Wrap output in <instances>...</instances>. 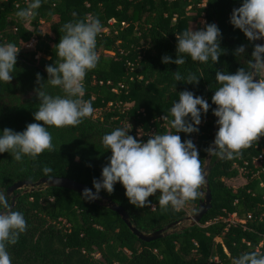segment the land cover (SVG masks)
<instances>
[{
	"label": "trees",
	"instance_id": "1",
	"mask_svg": "<svg viewBox=\"0 0 264 264\" xmlns=\"http://www.w3.org/2000/svg\"><path fill=\"white\" fill-rule=\"evenodd\" d=\"M29 2L0 0V45L20 47L12 81L0 82V135L4 128L22 132L30 123H42L33 117L39 107L34 93L37 73L45 81L42 90L64 95L47 83L45 67L59 62L55 45L65 35L63 25L88 17H96L102 24L96 47L99 62L83 82V99L91 102L93 113L76 127L46 126L56 150L45 151L35 160L24 156L18 162L10 153H0V192L18 181L34 183L47 177L66 178L95 192L92 181L100 179L111 156L103 136L116 128H125L142 141L150 133H174L160 118L167 115L171 119L170 108L184 90L203 96L211 105L201 116L198 133H178L182 142L193 141L204 165L205 149L218 131V125H213L216 106L211 100L220 86L215 74H234L240 67L247 68L251 59L252 44L230 23L232 10L242 0H41L38 15L25 22L16 13ZM198 19L203 20V27L214 23L221 31L220 46L225 53L219 61L194 62L185 56L183 65L161 63L165 55L176 58V35ZM43 25H49L46 34L40 30ZM241 45H246L245 55L235 56L234 50ZM175 71L185 77L195 74L199 83L176 82ZM258 78L264 79V74ZM258 155L261 159L254 166L251 160ZM262 165L264 137L234 159L210 155L206 174L210 209L197 225L148 243L136 239L116 213L82 199L81 194L42 186L16 191L12 209L23 214L27 230L15 245L8 246L12 264H232L244 253H264ZM44 167L52 171L45 175ZM239 179L242 183L234 186ZM99 196L121 207L130 224L145 234L186 216L183 209L163 211L159 192L148 198L152 207L136 208L119 182L112 194L102 189ZM199 198L185 206L195 209ZM7 199L10 204L11 197ZM232 213L238 219L250 216L244 229L222 222Z\"/></svg>",
	"mask_w": 264,
	"mask_h": 264
},
{
	"label": "clouds",
	"instance_id": "2",
	"mask_svg": "<svg viewBox=\"0 0 264 264\" xmlns=\"http://www.w3.org/2000/svg\"><path fill=\"white\" fill-rule=\"evenodd\" d=\"M40 6L41 0H31L16 16L30 22L38 15ZM230 23L252 44L251 59L247 68L240 67L234 74L216 72L215 80L220 86L211 100L216 106L212 114L217 117L218 131L205 149L208 155L228 160L239 157L243 150L264 137V79L258 78L264 71V44L253 43L264 39V0H242L241 5L232 10ZM63 31L65 35L55 45L59 62L46 65L45 71L47 83L60 88L64 95L54 96L42 90L45 81L37 73L38 87L34 93L39 107L33 117L42 123H30L22 132L4 128L0 135V153H10L18 162L24 156L35 160L45 151L56 150L46 126L76 127L93 113L91 102L83 99V82L86 73L99 62L96 47L102 24L98 18L88 17L65 23ZM176 39V58L165 55L161 63L183 65L185 56L194 62L207 63L211 59L216 63L225 53L220 46L221 31L214 23L195 31L190 28L176 35ZM245 49L246 45H241L233 54L245 55ZM19 50L14 43L0 45V82L12 81ZM174 80L197 85L200 77L192 73L185 77L175 71ZM210 107L203 96L184 90L170 108L171 119L167 115L161 117L174 133L152 134L146 141L129 135L125 128H116L104 135L103 145L111 151L109 162L102 167L100 179L92 181L95 192L85 188L82 199L98 200L102 189L112 194L117 182L124 188L128 202L136 208L152 207L148 198L157 192L160 193L159 206L165 212L169 208L180 211L188 202L199 198L204 183L199 151L191 139L182 142L178 133H198L201 116L207 114ZM51 171L49 167L43 168L45 175ZM26 230L23 214L14 211L6 194L0 192V264H12L8 246L15 245ZM232 264H264V253H244L234 258Z\"/></svg>",
	"mask_w": 264,
	"mask_h": 264
},
{
	"label": "water",
	"instance_id": "3",
	"mask_svg": "<svg viewBox=\"0 0 264 264\" xmlns=\"http://www.w3.org/2000/svg\"><path fill=\"white\" fill-rule=\"evenodd\" d=\"M263 41L264 39L257 40L255 41V44H263ZM216 120H217V117L215 118L213 122L214 126L217 125ZM209 160H210V155L207 154L204 165H203L204 183L200 189L201 197L197 201L194 213L191 216L185 217L183 220H181V221L187 222L185 226H179L181 221H178L172 224H168L167 226L159 230H156L154 232H151V233H147V234L141 233L137 231L130 224L129 218L126 215L125 211L121 207L113 203L112 201L104 199L100 196V199L92 201V202L97 203L99 206L111 212L116 213L118 217L120 218V220L123 222V224L126 226V228L130 231V233L133 236H135L136 239H138L139 241L148 243V242L158 240L160 238H164L168 236L169 234L173 233L175 230H183L185 228L193 227L197 225L200 222L203 215L210 209L211 196L208 190V185H207V180H206V174H207L208 167H209ZM39 186H42L43 188H60V189L72 191L78 194H82L83 190L85 188H88L83 184H80V183H77L72 180L62 178V177L40 178L34 183H31L29 181H18L12 184L5 192L7 197H11L10 206L13 207L14 199L16 198V195H13L14 192L19 191V190L29 191Z\"/></svg>",
	"mask_w": 264,
	"mask_h": 264
},
{
	"label": "built area",
	"instance_id": "4",
	"mask_svg": "<svg viewBox=\"0 0 264 264\" xmlns=\"http://www.w3.org/2000/svg\"><path fill=\"white\" fill-rule=\"evenodd\" d=\"M161 119V118H160ZM163 120V119H161ZM164 121V120H163ZM139 133V131H137ZM151 135L153 133H150ZM261 159V155H258L256 159L251 160V164L254 166L256 165V162H259ZM247 163L244 162L243 166H246ZM243 168H240L239 171L243 172ZM259 174L262 176L261 182L259 183V186L261 187L264 184V165L261 166ZM222 222H224L227 226H239L240 228L244 229L245 228V221L250 220V216L247 215L245 219H238L234 213L227 215L225 218L221 219ZM213 262H217L216 258H213Z\"/></svg>",
	"mask_w": 264,
	"mask_h": 264
},
{
	"label": "rangeland",
	"instance_id": "5",
	"mask_svg": "<svg viewBox=\"0 0 264 264\" xmlns=\"http://www.w3.org/2000/svg\"><path fill=\"white\" fill-rule=\"evenodd\" d=\"M190 28H192L193 31L203 28V20H201V19L196 20L195 22H193L192 24H190ZM190 28H188V30ZM40 30H41V32L43 34L48 33L49 25H43V26H41L40 27ZM26 46H30V44H27ZM260 74L263 75L264 74V71H262ZM241 183H242V180L239 179L237 182L234 183V186L235 185H238V184H241ZM183 210H184V212L186 214L185 217L191 216L194 213V211H195V209L193 207H186V206H184ZM186 224H187L186 221H181V223H180L179 226H185Z\"/></svg>",
	"mask_w": 264,
	"mask_h": 264
}]
</instances>
